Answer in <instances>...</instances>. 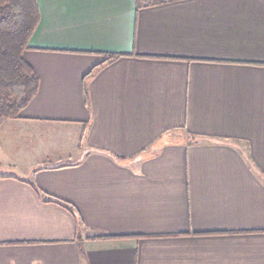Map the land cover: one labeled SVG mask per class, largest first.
<instances>
[{
    "label": "crops",
    "instance_id": "1",
    "mask_svg": "<svg viewBox=\"0 0 264 264\" xmlns=\"http://www.w3.org/2000/svg\"><path fill=\"white\" fill-rule=\"evenodd\" d=\"M35 2L0 264H264V0Z\"/></svg>",
    "mask_w": 264,
    "mask_h": 264
},
{
    "label": "trees",
    "instance_id": "2",
    "mask_svg": "<svg viewBox=\"0 0 264 264\" xmlns=\"http://www.w3.org/2000/svg\"><path fill=\"white\" fill-rule=\"evenodd\" d=\"M170 1L175 0H135V3L138 8ZM37 22L35 0H0V124L4 120L17 118L37 93V75L22 55L28 48V40ZM121 56L105 55L104 61L94 66L85 78L100 65L115 61ZM44 201L72 210L66 203L51 197H44Z\"/></svg>",
    "mask_w": 264,
    "mask_h": 264
},
{
    "label": "rangeland",
    "instance_id": "3",
    "mask_svg": "<svg viewBox=\"0 0 264 264\" xmlns=\"http://www.w3.org/2000/svg\"><path fill=\"white\" fill-rule=\"evenodd\" d=\"M146 0H143V2H145ZM11 120V119H8ZM17 128L15 129H9L7 130V132L0 131V145L2 144L3 148L1 150L5 151L6 150V146H10L12 148V155H13V159H8V162H15L17 163V167L15 168V170H9L13 175L15 176H19V177H25L27 170L29 168V165H27V162H25L23 157H27L29 155V153L27 154L26 152H22V154L20 152H18V150L23 149V147H25L24 145H29L30 148L29 150L32 152V154L37 155V153H42V147L43 149L47 147H49V145H45L44 143H37V141H33V142H27L24 139V132L25 129L22 127V125L17 122ZM3 123L0 124V127H2ZM20 125V127H19ZM21 127L24 129H21ZM22 130V131H21ZM3 133V134H2ZM24 136V137H23ZM7 138H12L11 141H9V139L7 140ZM28 139V138H27ZM51 143V142H50ZM60 145V144H59ZM23 146V147H22ZM52 150L55 149V147H58V143H52L51 145ZM25 150V149H23ZM29 150H27V152H29ZM21 154V155H20ZM21 159H19V158ZM23 158V159H22ZM15 160V161H14ZM23 160V161H22ZM2 173V171L0 170V174Z\"/></svg>",
    "mask_w": 264,
    "mask_h": 264
}]
</instances>
